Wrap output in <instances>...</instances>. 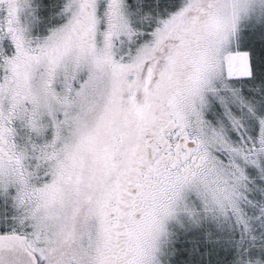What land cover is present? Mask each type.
Returning <instances> with one entry per match:
<instances>
[{"label": "snow or ice", "instance_id": "1", "mask_svg": "<svg viewBox=\"0 0 264 264\" xmlns=\"http://www.w3.org/2000/svg\"><path fill=\"white\" fill-rule=\"evenodd\" d=\"M0 264H264V0H0Z\"/></svg>", "mask_w": 264, "mask_h": 264}]
</instances>
